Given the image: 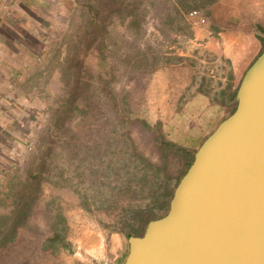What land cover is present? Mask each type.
<instances>
[{"label":"rangeland","instance_id":"374dc122","mask_svg":"<svg viewBox=\"0 0 264 264\" xmlns=\"http://www.w3.org/2000/svg\"><path fill=\"white\" fill-rule=\"evenodd\" d=\"M50 4L41 24L47 49L19 88L25 101L5 105L0 119V264H124L128 235L142 236L149 221L168 213L174 185L198 150L190 146L235 111L233 85L245 71L206 47L211 7L197 9L205 25L187 19L171 28L161 23L155 0ZM93 10L106 26L107 60L94 41ZM153 57L151 72L145 62ZM184 66L195 71L203 99L183 100L165 117L155 78L175 68L171 74L183 75L177 70ZM85 98L86 113H67L64 102L83 107ZM204 123L210 134L196 143L194 128Z\"/></svg>","mask_w":264,"mask_h":264},{"label":"water","instance_id":"95a60500","mask_svg":"<svg viewBox=\"0 0 264 264\" xmlns=\"http://www.w3.org/2000/svg\"><path fill=\"white\" fill-rule=\"evenodd\" d=\"M237 99L196 151L168 213L128 235L124 264H264V50Z\"/></svg>","mask_w":264,"mask_h":264},{"label":"crops","instance_id":"0c3cea01","mask_svg":"<svg viewBox=\"0 0 264 264\" xmlns=\"http://www.w3.org/2000/svg\"><path fill=\"white\" fill-rule=\"evenodd\" d=\"M50 1L0 0V119L6 116L5 105L25 101L20 89L26 80V72L31 65L41 60L47 49V34L43 32L41 24L47 22ZM208 21L214 30L210 32V41L206 42V47L221 49L222 53L238 64L237 72H246L264 50V0H217L210 8ZM31 23L39 27L32 28L29 25ZM31 39L37 41L38 48L31 44ZM170 70H167L168 74L163 72L159 78H155V89L160 88L156 92L158 99L155 101L165 105V112H168L165 117H169L170 112L174 114L183 100L194 104L203 99L194 81L195 71L192 68L184 66L177 70L184 72L183 75H176V71L171 74ZM242 78L237 74L239 80L233 88L240 85ZM190 107L188 111L192 112V105ZM157 120L155 115V122ZM166 121L171 123L168 118ZM210 125L198 124L197 131L194 128L196 134L201 135L196 143L210 134ZM200 146L190 147L198 149Z\"/></svg>","mask_w":264,"mask_h":264},{"label":"trees","instance_id":"16d2710c","mask_svg":"<svg viewBox=\"0 0 264 264\" xmlns=\"http://www.w3.org/2000/svg\"><path fill=\"white\" fill-rule=\"evenodd\" d=\"M217 0H155V12L161 14L159 17H161V23L164 25H169L171 28H174L175 25L180 24H187L188 19V13L193 9H208L210 8ZM93 21L91 22L96 27L97 33L94 35V41H96L97 44H99V55L103 60H107V56L105 54V49L109 46V41L107 37V31L106 26L104 25V22H101L98 20V13L97 11H92ZM162 30V28H160ZM164 31V30H163ZM156 61V57H153L152 59H147L145 62V65L148 67L151 65L152 68L150 69L151 72L155 71L157 67L153 66ZM108 64V62H107ZM111 68V64L109 65ZM114 72V69H113ZM112 72L111 78L114 80L116 76ZM104 89H109V84H106L104 86ZM75 101L69 100L67 102L63 103L64 108L66 109L67 113H69L71 110L77 109L81 113H86L88 110V107L90 106V101L88 98H85V103L83 104V107H75L74 106ZM51 136V135H50ZM167 146H170L174 149H176L179 153H182L184 155H188L189 149L186 147H182L174 142L168 141L166 142ZM193 162V161H192ZM192 164V163H191ZM32 171H28V173H31ZM40 172L33 171V174L36 176H40ZM185 174V173H184ZM183 176V175H182ZM172 179V178H171ZM181 180V177L176 181L174 188L178 185L179 181ZM26 212L21 211L19 215L24 214ZM22 220L17 221V224H20Z\"/></svg>","mask_w":264,"mask_h":264},{"label":"built area","instance_id":"2783aa9c","mask_svg":"<svg viewBox=\"0 0 264 264\" xmlns=\"http://www.w3.org/2000/svg\"><path fill=\"white\" fill-rule=\"evenodd\" d=\"M188 19L193 26H202L207 23V17L197 9H193L188 13Z\"/></svg>","mask_w":264,"mask_h":264}]
</instances>
